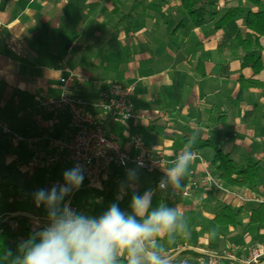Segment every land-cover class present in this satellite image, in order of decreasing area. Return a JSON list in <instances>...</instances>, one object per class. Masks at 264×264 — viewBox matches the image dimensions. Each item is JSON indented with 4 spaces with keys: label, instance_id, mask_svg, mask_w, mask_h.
<instances>
[{
    "label": "crops",
    "instance_id": "obj_1",
    "mask_svg": "<svg viewBox=\"0 0 264 264\" xmlns=\"http://www.w3.org/2000/svg\"><path fill=\"white\" fill-rule=\"evenodd\" d=\"M210 1L219 12L239 4L245 12L249 9L243 0ZM243 17L215 32L211 25L192 28L173 0H0V122L24 136L68 140V115L37 108L42 98L59 96L62 77L69 72L75 76L71 95L86 102H95L110 82L135 83L133 120L112 125L90 109L122 148L135 153L133 140L142 137L148 149L173 159L195 137L217 142L241 165L260 162L255 190L229 189L221 182L222 188L196 189L192 198L156 192L161 202L179 206L188 226L187 236L165 244L173 264H208L213 258L239 264L264 244V225H248L252 209L264 202V88H240L238 79L252 78L253 72L242 69L230 53L218 51L221 42L244 30ZM256 78L264 83V71ZM19 150L32 157L24 143L0 134L5 164ZM196 153L206 165L193 161L186 186L206 166L216 176L210 165L214 152ZM67 163L56 165L62 168L60 176ZM127 169H104L101 183L110 181L116 170H124V181ZM161 176L142 171L137 189L149 179L155 189ZM225 205L239 212L241 227L214 222Z\"/></svg>",
    "mask_w": 264,
    "mask_h": 264
},
{
    "label": "clouds",
    "instance_id": "obj_2",
    "mask_svg": "<svg viewBox=\"0 0 264 264\" xmlns=\"http://www.w3.org/2000/svg\"><path fill=\"white\" fill-rule=\"evenodd\" d=\"M194 144L195 137L189 138L168 167L162 168L159 161L154 165L162 170L155 189L137 190L142 163L128 168L115 202L99 216L71 207L67 198L82 186L84 168L76 164L66 169L62 182L32 193L35 206L46 210V224L41 227L37 222L15 250L0 251V264H173L174 256L165 244L187 236V222L178 205L160 202L153 207V197L157 191L174 197L183 190L197 155ZM129 191V210L125 211L119 202Z\"/></svg>",
    "mask_w": 264,
    "mask_h": 264
},
{
    "label": "built area",
    "instance_id": "obj_3",
    "mask_svg": "<svg viewBox=\"0 0 264 264\" xmlns=\"http://www.w3.org/2000/svg\"><path fill=\"white\" fill-rule=\"evenodd\" d=\"M69 72V71H68ZM75 76L69 72L66 77L60 79L61 93L57 97H44L37 106L41 111L49 113L64 112L69 117L71 135L68 140L52 136H24L12 131L9 127L0 122V134L11 139L24 143L32 153L31 160L36 163V158L46 157L47 151L44 149L38 154L34 149H39L40 145L48 147V151H53L46 162L48 166L56 165L65 160L74 165L80 164L84 168V183L87 187L101 182L102 172L110 166H117L122 169L135 168L137 163H142L139 170L162 174V170L154 165L159 161L162 168L169 166L172 159L167 158L163 152L148 149L142 137L133 140L135 153L122 148L115 134L107 133L104 123L97 121L90 109H95L104 115V121L112 125L126 123L135 118L134 92L135 83L130 85H120L110 82L108 88L100 95L99 101L86 102L71 95V86ZM194 160L206 165V161L196 155ZM207 168V166H206ZM199 178L192 180L182 191L177 194L192 198L196 189L222 188L221 182L214 174L207 170ZM227 257L233 258L226 252ZM208 264H221L215 258L209 260ZM239 264H264V244L254 247L249 256Z\"/></svg>",
    "mask_w": 264,
    "mask_h": 264
},
{
    "label": "trees",
    "instance_id": "obj_4",
    "mask_svg": "<svg viewBox=\"0 0 264 264\" xmlns=\"http://www.w3.org/2000/svg\"><path fill=\"white\" fill-rule=\"evenodd\" d=\"M178 4V10L184 17H188L192 28H200L211 25L212 31L226 30L228 25L237 18L244 16V30L236 31L228 40L221 42L218 51L230 53L240 61L242 69H250L253 72L252 78L240 77L239 87L242 89L264 88V83L256 76L264 71V0H243L249 8L246 12L242 5L229 6L223 12L216 11L210 0H173ZM225 3L230 0H217ZM136 3L133 5L135 7ZM46 34H43V38ZM44 39L37 42V46L43 45ZM23 135V134H22ZM194 151L210 149L214 152L211 167L216 172L217 179L229 189H251L255 190L258 181L261 179L262 167L259 161H248L239 164L230 159V154L222 151L217 142L208 139L195 141ZM186 183H184V187ZM8 189L9 185L0 182V192ZM153 188L151 179L144 182L137 190L143 193L144 190ZM131 191L119 202L122 210H129ZM116 194L111 187H107L105 202L109 206L115 202ZM161 202L159 195L153 197V207ZM0 251L6 248L15 250L17 244L22 239H27L35 227L31 226L33 208L28 202H22L15 196L13 199L6 200L0 205ZM92 216H97L96 210L82 211ZM39 217L46 219L45 209L38 212ZM239 212H234L230 205H225L222 211L215 216L214 222L219 226L241 227L238 221ZM33 220H32V219ZM43 227L45 224L40 222ZM248 225H264V202L252 209Z\"/></svg>",
    "mask_w": 264,
    "mask_h": 264
},
{
    "label": "rangeland",
    "instance_id": "obj_5",
    "mask_svg": "<svg viewBox=\"0 0 264 264\" xmlns=\"http://www.w3.org/2000/svg\"><path fill=\"white\" fill-rule=\"evenodd\" d=\"M108 85L106 86L107 88ZM107 88H105L103 91H105ZM103 91L101 92V94L103 93ZM100 95L95 101H99ZM4 139H8L11 142L12 140L16 143L18 142L7 136H4ZM47 148L44 147L42 149H34V153L38 154V157L40 156L42 150L45 149L47 151L45 155L46 157L38 159L36 158V163L31 160V157L28 158L27 155L24 156L22 152H20V150L17 151L18 155H16L14 159L10 161L6 160L8 161L6 164L4 163V158H0V182L9 185L8 189L5 188L0 192V205L6 200L13 199L15 196L20 198L22 202H28L33 208V211L31 213V216H33L34 219L33 220L31 218L33 220L31 221L32 227H36L37 222H43L44 224H46V219H42L38 214L39 210L44 208L43 206L39 208L35 206L32 198V193L37 189L50 188L53 184L62 182V175H59V171H62V168L57 167L59 163L58 165L56 164L57 166L55 164L51 166H48L46 163L44 164L48 156L52 155L53 153V151H48ZM65 159V156H62V161L60 163H63ZM70 168H72V165L70 163H67L64 169L66 170ZM122 171L124 170H116V174L113 177L110 176V181L108 182H98L97 184H94L90 187H87L83 182L79 190L75 191L72 195H70V197L67 198L71 201V207L75 210L82 211H91L95 209L97 212V216L102 214L108 208V205L105 202L107 187H111L117 196L119 185L121 184V182H123L121 180V176L122 174H124ZM141 172L142 171L139 170V174H141Z\"/></svg>",
    "mask_w": 264,
    "mask_h": 264
}]
</instances>
